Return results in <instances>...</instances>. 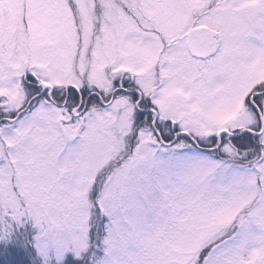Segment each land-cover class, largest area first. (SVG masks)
Instances as JSON below:
<instances>
[{"label": "snow or ice", "instance_id": "snow-or-ice-1", "mask_svg": "<svg viewBox=\"0 0 264 264\" xmlns=\"http://www.w3.org/2000/svg\"><path fill=\"white\" fill-rule=\"evenodd\" d=\"M0 264H264V0H0Z\"/></svg>", "mask_w": 264, "mask_h": 264}]
</instances>
